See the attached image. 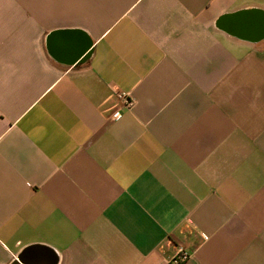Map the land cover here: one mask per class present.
Returning a JSON list of instances; mask_svg holds the SVG:
<instances>
[{
    "label": "crops",
    "instance_id": "1",
    "mask_svg": "<svg viewBox=\"0 0 264 264\" xmlns=\"http://www.w3.org/2000/svg\"><path fill=\"white\" fill-rule=\"evenodd\" d=\"M243 11L0 0V264H264V36L219 25Z\"/></svg>",
    "mask_w": 264,
    "mask_h": 264
},
{
    "label": "water",
    "instance_id": "2",
    "mask_svg": "<svg viewBox=\"0 0 264 264\" xmlns=\"http://www.w3.org/2000/svg\"><path fill=\"white\" fill-rule=\"evenodd\" d=\"M241 18L244 20L243 28L247 31L252 30L253 26L258 28V35L260 37L264 36V13L261 11H243L237 14H232L221 18L219 25L227 26L230 30L233 29L236 24V20L239 21ZM36 247H31L17 256V262H22L27 264L33 259L32 252Z\"/></svg>",
    "mask_w": 264,
    "mask_h": 264
},
{
    "label": "built area",
    "instance_id": "3",
    "mask_svg": "<svg viewBox=\"0 0 264 264\" xmlns=\"http://www.w3.org/2000/svg\"><path fill=\"white\" fill-rule=\"evenodd\" d=\"M128 93L125 92H117L116 98L119 102H121L126 107H129L132 104L131 98L128 97ZM112 120L119 119L121 117V111L118 107L113 109L110 112L109 116ZM188 257V252L183 249V247H178L177 253L175 256L171 259L172 264H179L181 261L186 259Z\"/></svg>",
    "mask_w": 264,
    "mask_h": 264
}]
</instances>
